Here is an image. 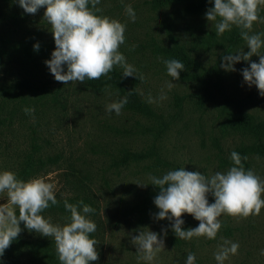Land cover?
<instances>
[{"label": "rangeland", "instance_id": "obj_1", "mask_svg": "<svg viewBox=\"0 0 264 264\" xmlns=\"http://www.w3.org/2000/svg\"><path fill=\"white\" fill-rule=\"evenodd\" d=\"M154 1L100 0L97 7L102 11L96 13L126 25L125 43L119 51L125 56L126 63L135 68L134 74L144 77L140 80L129 76L138 79L144 100L151 97L155 101L151 105L157 117L152 119L123 108L120 115L114 111L109 114L106 105L117 102L113 93H95L87 89L85 82H57L45 63L50 58L40 57L38 64L32 65L14 49L8 54H3L0 49V81H12L21 75L34 76L32 81L42 88L38 95L43 97L38 103L29 104L34 113L25 114L23 109L29 107L27 104L16 105L15 119L0 125V172H14L21 154L29 149L32 140L43 144L44 155H59V163L50 165L38 178L53 184L55 195L68 193V184L75 181L92 189L100 205L99 229L96 231L99 260L96 264H145L137 260V248L131 241L140 231L148 230L158 233V239L164 241V250L153 264H186L189 253L195 255L194 264H217L214 253L225 240L237 242L239 249L238 254L230 255L224 264H264V255H261L264 207L259 216L248 218L222 214L218 218L222 226L214 240L204 237L179 239L172 231V222L155 218L158 208L144 210L143 203L151 187L150 176L162 177L168 171L184 168L210 177L216 172L225 173L233 166L231 152L236 151L245 138L224 130L228 126L229 111L245 110L264 119V97L255 85L249 86L242 75V70L249 68L251 62L259 63V57L253 55L250 61L234 64L235 71L221 67L223 55L250 51L246 42L229 52L216 44L208 47L203 38L215 33L216 29L214 22L206 19L207 11L200 15L188 14L185 6L191 0L166 6H156ZM128 4L136 13L135 22L125 12ZM45 10L41 7L36 14L25 16L19 7L21 17L13 18L0 0V48L1 40L15 39L24 28L36 39L53 45L50 25L43 19ZM259 15L264 18V6ZM168 30L213 71L222 91L211 88L213 100H201L198 94L205 90L196 83L173 80L167 75L162 62L165 59L155 52V45L170 44ZM260 33H264V23L254 22L250 34ZM261 39L264 40V36ZM260 51L264 54V47ZM169 81L175 85L171 90L166 86ZM161 95H166L167 99L161 100ZM225 97L231 99L227 109ZM154 146L170 164L168 167H158L154 157L125 167L115 165V159L125 150L140 152ZM248 163L245 170H253L264 180V158L251 155ZM261 198L264 199V194ZM207 200L209 204L215 202L211 193L207 194ZM4 203L7 198L0 197V204ZM181 218L183 230L199 226V221L190 214L184 213Z\"/></svg>", "mask_w": 264, "mask_h": 264}, {"label": "clouds", "instance_id": "obj_2", "mask_svg": "<svg viewBox=\"0 0 264 264\" xmlns=\"http://www.w3.org/2000/svg\"><path fill=\"white\" fill-rule=\"evenodd\" d=\"M18 4L27 14H36L41 7L46 9L43 19L50 25L55 50L45 63L57 82L68 84L98 80L107 76L114 66L123 69L124 77L136 76L135 68L126 63L125 56L119 51V47L125 43L126 25L116 19L97 15L102 11L97 7L100 0H18ZM89 4L91 7H88ZM262 6L264 0H214V7L207 10L206 19L214 22L216 36L231 31L233 26L240 30V36L250 51L244 53L240 50L235 54L223 55L221 67L235 71L234 64L241 60L250 61L253 55L258 56L259 63L251 62L249 68L242 70V75L244 81L249 86L255 85L264 97V54L260 51L264 47V40L261 39L264 33L250 34L254 22L264 23V18L259 15ZM125 12L135 22L136 13L130 4L125 5ZM34 48L38 50L39 44L34 45ZM162 62L167 75L179 80L180 71L185 69L184 64L176 59ZM137 78L144 79L142 75ZM166 86L171 90L175 85L169 81ZM160 99L167 97L161 95ZM148 102L155 101L149 97ZM127 103L128 98L124 97L106 105V111L120 115ZM23 111L30 115L35 110L25 107ZM247 159V156L241 157L233 151L230 155L233 166L225 173L216 172L210 177L184 168L168 171L162 177L150 176V184L159 188L154 198V204L159 209L155 218L172 222V231L179 239L204 237L214 240L222 226L218 219L222 214L240 218L259 216L264 207V199L261 198L264 180L253 170H245L242 160ZM54 189L53 184L42 178L25 182L11 171L0 172V197L7 198V203L0 204V257L18 238L22 231L20 223L24 222L29 232L35 231L54 239L60 264H89L90 261L98 260L97 241L90 238L97 225L87 218V214L95 211L90 205L80 201L81 212L78 205L65 200L64 208L70 212V217L62 226L51 223L50 218L45 219L41 215L44 210L59 203ZM209 193L214 196V203H208ZM184 213L198 220L199 226L183 230L184 220L181 217ZM158 235L148 230L140 231L138 236L132 238L138 261L153 264L164 250V241L158 239ZM238 249L237 242L225 240L214 253L217 264H224L230 255L238 254ZM261 255H264V249ZM194 261L195 255L189 253L186 264H194Z\"/></svg>", "mask_w": 264, "mask_h": 264}, {"label": "trees", "instance_id": "obj_3", "mask_svg": "<svg viewBox=\"0 0 264 264\" xmlns=\"http://www.w3.org/2000/svg\"><path fill=\"white\" fill-rule=\"evenodd\" d=\"M185 0H155L156 6H166L169 4L179 3ZM7 11H11L13 18L21 17L19 11L18 0H3ZM91 7V4L88 5ZM210 7H214V0H191L185 6V11L190 15H200L207 11ZM22 9V8H21ZM2 11H0V21L2 20ZM28 14L25 13V16ZM24 28L17 33L15 39L2 41L3 54H8L9 50L17 51L24 61L29 64L37 65L40 57L50 58L51 53L55 50V42L53 45L46 43L42 39H36L29 29ZM16 35V34H14ZM170 44L155 45V52L165 60L176 59L184 64L185 69L180 71V79L189 83H196L200 88L205 90L204 93L198 94L201 100H213L215 97L211 92V88L222 93L220 83L216 82L211 68H207L201 63L195 52L183 44L171 30H168ZM223 36V37H222ZM222 36H217L212 33L207 38H203L204 45L210 47L215 45L221 47L226 52L237 47L244 40L240 36V30L233 26L231 31H226ZM39 44V49H35L34 45ZM30 73V72H29ZM28 73V74H29ZM123 69L115 68L108 73L107 76H102L98 80H86L87 89L95 93L111 92L115 95L117 102L124 97L128 98V103L123 109L138 114L144 118L157 117L151 103L144 100L139 92V81L137 78L130 79L122 75ZM32 78L21 75V78L15 80L0 81V125H6L16 117V105H28L30 103H38L41 98L38 94L42 91L37 84H34ZM131 91V92H129ZM32 95V96H31ZM231 104V99L225 97V109ZM30 107V106H29ZM227 124L224 127L226 132H234L245 138L241 146L236 150L237 153L244 156L257 155L264 158V119L257 117L255 114L245 110L237 112L229 111L227 113ZM43 144L32 140L29 149L25 150L16 164V169L13 173L20 180L27 182L30 179L38 178L43 172H47L50 165L58 164L61 157L59 155H44L42 152ZM154 157L158 167H168L170 164L166 162L154 147L147 151L133 152L125 150L122 156L115 159L117 167H125L130 163L142 162L148 158ZM245 168H248V159L242 160ZM70 190L66 194H56V199L59 201L57 205H52L44 210L41 215L45 219L50 218V222L56 225H64L68 222L70 212L64 208V201L78 205L82 212V205H90L94 212L87 214V218L97 225L96 231L99 229L97 223V214L100 211V205L91 188L80 181L70 182L68 184ZM159 188L151 185L149 193L144 200V210L148 211L157 208L154 204V198L158 195ZM18 214V212H17ZM21 232L16 240L5 250L0 262L2 264H60L58 255L55 249L54 239L52 237H44L35 231L29 232L24 227V222L20 223ZM96 231L90 234V238L96 240ZM97 250V249H96ZM98 251V250H97ZM99 260V258H98ZM89 264H96V261H90Z\"/></svg>", "mask_w": 264, "mask_h": 264}]
</instances>
